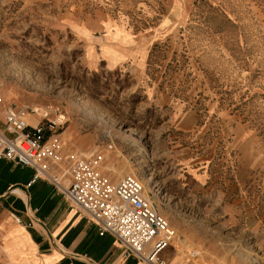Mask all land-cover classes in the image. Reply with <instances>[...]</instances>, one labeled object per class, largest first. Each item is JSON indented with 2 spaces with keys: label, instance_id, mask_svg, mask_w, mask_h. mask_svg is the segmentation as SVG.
Listing matches in <instances>:
<instances>
[{
  "label": "rangeland",
  "instance_id": "rangeland-1",
  "mask_svg": "<svg viewBox=\"0 0 264 264\" xmlns=\"http://www.w3.org/2000/svg\"><path fill=\"white\" fill-rule=\"evenodd\" d=\"M114 29L141 36L148 77L94 60ZM0 92L64 114L69 150L140 179L175 233L172 264H264V0H0ZM242 128L254 198L215 201L174 150L212 155L207 185L234 178Z\"/></svg>",
  "mask_w": 264,
  "mask_h": 264
},
{
  "label": "crops",
  "instance_id": "crops-1",
  "mask_svg": "<svg viewBox=\"0 0 264 264\" xmlns=\"http://www.w3.org/2000/svg\"><path fill=\"white\" fill-rule=\"evenodd\" d=\"M115 29L111 36L109 33L98 40L94 60H101L109 66L122 64L141 78L148 77V47L143 53L141 36L127 34L126 29L114 34ZM90 48L88 51L92 55ZM175 112L179 114L180 111L176 109ZM195 120L194 113L189 112L178 123L183 128H189ZM63 133L61 131L60 136L65 142L64 150L70 151ZM236 135L239 137L236 176L228 178L223 172L220 179L215 176L208 185L205 182L208 170L211 169L209 163H212L211 167L218 165V162L212 160V155L205 153L192 156L186 146L174 150L173 159L179 168L178 172L192 176L196 189L214 191L217 196L215 201L218 202L235 203L254 198L248 193L252 189L247 190L248 181L245 176L250 165L246 156L247 146L256 141L253 133H248L244 128L236 132ZM66 166V160L49 166V172L61 175L63 185L68 183V175L63 174ZM216 168L221 172L217 166L213 167L214 171ZM105 169L101 170L109 176ZM33 174L34 168L31 165L0 158V264H141L133 256L122 255L121 244L113 234H99L93 218L66 198L59 186L43 175L31 180ZM109 177L116 179L111 175ZM254 194L258 197L257 192ZM11 211L20 216L19 222L14 221ZM166 247L160 251V256L172 264L163 255Z\"/></svg>",
  "mask_w": 264,
  "mask_h": 264
},
{
  "label": "built area",
  "instance_id": "built-area-1",
  "mask_svg": "<svg viewBox=\"0 0 264 264\" xmlns=\"http://www.w3.org/2000/svg\"><path fill=\"white\" fill-rule=\"evenodd\" d=\"M0 113V158L33 166L31 180L43 175L54 182L66 198L93 218L99 234L109 232L118 239L123 256H133L141 264H170L160 251L172 244L175 233L136 175L126 172L113 180L100 169V154L65 151L60 136L66 122L62 113L6 102L2 92ZM62 160L67 161L66 185L61 183V175L49 172L51 163ZM10 214L20 221L16 212Z\"/></svg>",
  "mask_w": 264,
  "mask_h": 264
}]
</instances>
